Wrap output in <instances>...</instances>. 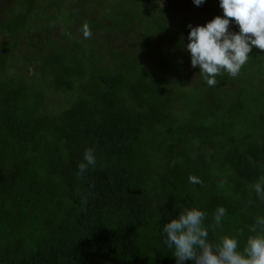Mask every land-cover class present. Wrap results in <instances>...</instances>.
<instances>
[{
  "label": "trees",
  "instance_id": "obj_1",
  "mask_svg": "<svg viewBox=\"0 0 264 264\" xmlns=\"http://www.w3.org/2000/svg\"><path fill=\"white\" fill-rule=\"evenodd\" d=\"M32 12L45 28L57 16L23 0L0 32L14 38ZM139 12L117 8L112 26L133 30ZM151 13L155 29L132 55L110 52V64L98 65L76 41L43 54L37 78L71 96L55 114L44 111L38 80L6 74L11 47L0 44V264H177L163 228L192 207L206 213L211 242L239 233L243 248L256 235L250 228L264 216L252 188L264 176V50L252 48L229 96L225 72L215 87L202 77L179 89L168 72L143 63L155 33L167 31ZM166 17L168 28V10ZM174 24L188 41L189 22ZM90 147L96 166L78 177ZM220 206L226 215L216 225Z\"/></svg>",
  "mask_w": 264,
  "mask_h": 264
},
{
  "label": "rangeland",
  "instance_id": "obj_2",
  "mask_svg": "<svg viewBox=\"0 0 264 264\" xmlns=\"http://www.w3.org/2000/svg\"><path fill=\"white\" fill-rule=\"evenodd\" d=\"M22 1L0 0V23L13 11H17ZM88 1L83 3L78 0H61L58 7H54L49 0H35L41 14L57 15L46 28L32 12L26 19L22 33L8 38L5 32H0V44H8L11 47V55L6 61V74L18 75L31 81L38 80L37 84L44 90L45 112L57 113L71 96L52 89L47 76L43 79L37 78L38 65L44 53L48 50L63 49L72 41H76L86 53L92 54L98 65L110 64V52H113L116 58L132 55L141 44L142 33L155 29L147 15L151 12L167 31L159 30L151 39L152 51L150 55L143 57L146 69L165 70L169 80H175L174 84L179 89H190L202 78L199 68L191 66V56L186 50L188 41L182 40V35L178 34L174 23L185 18L189 24L196 26L199 22L213 19L216 12L223 13L220 0H205L200 6H196L193 0H97L101 2V6H96V0ZM134 6H138L140 11V24L137 22L133 30L112 26L113 19L109 16L111 13L114 18L117 8L129 11ZM167 10L170 20L168 28L162 23L167 18ZM161 16L162 20L159 19ZM95 20L100 21V27L94 24ZM85 21L89 23L92 31L90 39H85L80 31ZM174 35L176 40L173 39ZM172 58L176 66L171 63ZM225 74L221 91L229 96L242 83L245 74L241 71L236 78H232L227 72Z\"/></svg>",
  "mask_w": 264,
  "mask_h": 264
},
{
  "label": "clouds",
  "instance_id": "obj_3",
  "mask_svg": "<svg viewBox=\"0 0 264 264\" xmlns=\"http://www.w3.org/2000/svg\"><path fill=\"white\" fill-rule=\"evenodd\" d=\"M205 0H193L200 6ZM223 16H215L203 25H188L186 50L191 56V66L199 68V74L209 87L218 83L217 76L227 72L236 78L249 59L252 48L264 50V0H220ZM239 31H231V23ZM80 31L85 39L92 37L87 21ZM71 35V34H69ZM97 157L94 148H87L78 165L77 176L95 167ZM189 182L201 183L198 177L189 176ZM259 199L264 201V176L252 185ZM226 209L220 206L214 214L216 225H220ZM206 213L198 207L186 208L165 224V244L173 250L177 264L193 261V264H264V216L257 217L243 248L239 246V233L225 235L219 242L209 240L208 228L204 224ZM258 227L261 229L257 232Z\"/></svg>",
  "mask_w": 264,
  "mask_h": 264
}]
</instances>
